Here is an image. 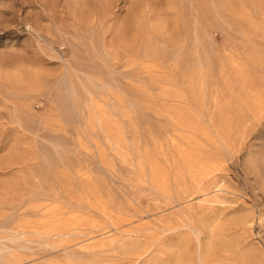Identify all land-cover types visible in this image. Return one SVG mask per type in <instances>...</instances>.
<instances>
[{
  "label": "rangeland",
  "instance_id": "1",
  "mask_svg": "<svg viewBox=\"0 0 264 264\" xmlns=\"http://www.w3.org/2000/svg\"><path fill=\"white\" fill-rule=\"evenodd\" d=\"M0 264H264V0H0Z\"/></svg>",
  "mask_w": 264,
  "mask_h": 264
},
{
  "label": "bare ground",
  "instance_id": "2",
  "mask_svg": "<svg viewBox=\"0 0 264 264\" xmlns=\"http://www.w3.org/2000/svg\"><path fill=\"white\" fill-rule=\"evenodd\" d=\"M124 28V27H123Z\"/></svg>",
  "mask_w": 264,
  "mask_h": 264
}]
</instances>
